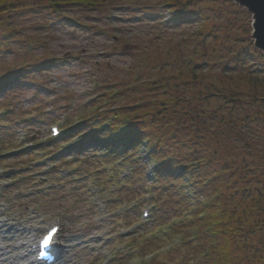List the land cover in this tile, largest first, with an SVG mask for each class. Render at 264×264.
<instances>
[{
  "label": "rangeland",
  "instance_id": "374dc122",
  "mask_svg": "<svg viewBox=\"0 0 264 264\" xmlns=\"http://www.w3.org/2000/svg\"><path fill=\"white\" fill-rule=\"evenodd\" d=\"M99 1L103 2L99 7L63 5L62 10L67 16L66 19L62 13L59 15L44 9L41 13L36 12L13 19L11 26H8L10 30H15V34L11 39H7V50L1 49L0 75L22 67L25 70H32V73L25 75V83L13 85L16 86L15 88L11 86L0 96V109H3L1 106L9 105L18 120L14 122L17 133L0 139V151L8 152L13 147H20L32 141L46 146L50 135L49 127L54 122L65 120L75 122L91 115L97 109L129 103V98L133 96L126 88L141 77L131 74L128 70L133 67L134 62L142 59L138 58V54L143 48L150 47L152 52L159 49L156 56L171 60V57L165 54L168 51L167 41L173 39V42L181 43L185 48L189 46L188 44L191 48L196 45V42L190 40L186 45L179 40L187 37L183 35L186 30L187 32L195 30L200 22L191 21L181 27L167 28L160 23L161 19H149L147 16L149 10L146 7H153L154 3H162L163 0H140L143 3H140L138 9L133 8H136L133 5L136 3L135 0L119 2L123 3L124 7L111 5L119 0ZM196 3L204 6L207 11L208 29L219 35L218 39L209 45V49H205L206 52H211L212 62L221 63L230 57L238 56V51L244 48L256 49L251 39L252 14L245 12L230 0H197L195 5ZM41 4L46 3L40 0L36 3L31 1L24 6V11L30 5L34 7ZM156 10L159 11V8ZM108 15L111 16L110 19L107 18ZM68 16L83 25L67 23V21L66 24L62 23L61 20H67ZM132 20L138 22L134 23ZM1 42H4V39L0 37V44ZM185 48L179 51L172 47L170 53L172 56L178 55L179 52L185 55L188 52ZM33 58H36V62ZM247 61L249 66L260 65L262 72L244 75L238 74L237 71L233 76L224 77L221 67H218L207 71L206 77L209 83L216 81L217 84L241 92V98L245 101L244 112L255 115L251 124L255 136L249 140L248 149L242 150L245 154L249 152L248 163L251 164L254 174L251 176L249 174L247 179L243 171L241 174L239 172L237 178L240 183L234 181V189L230 191L231 195H234L232 198L223 199V207L234 209L236 212L230 224L244 228L241 234H232L229 237L230 242L232 241L229 251L230 264H258L255 258L264 256V116H257L258 113L264 114V104L251 103L250 98L264 91V84L256 85L253 81L257 79L261 83L263 80L264 83V56L259 62L252 56ZM48 62L50 65L45 69L38 70L40 63L45 66ZM29 66L32 68L29 69ZM257 76L260 78H256ZM33 81L38 85L29 84ZM199 87L203 85H198L197 88ZM161 92L145 90L144 93L147 98L158 93L160 96L156 94L154 101L166 100L171 96L169 94L163 97ZM174 92H178L177 89H171V93ZM138 97L139 95L136 96ZM215 101L218 106L219 101ZM7 110L10 111V108ZM30 118H39L41 121L24 122L33 120ZM10 120V113L0 114V123ZM44 149L47 153L39 156L40 159L38 156H31L25 161L22 154L0 159V216L8 222V226L15 227V230L7 236L8 240L1 243L7 246L9 256L17 257L19 254H25L26 247H22L19 251H14L13 248L20 241L27 243L33 237L34 241L51 223L60 222L63 230L59 237V245L67 246L64 255L65 264H121V261H113L116 255L112 254L122 247L125 248L123 252H126V264L137 262V257L140 256L136 254L138 249L140 250L141 243L137 247L132 236H127L123 240L115 236V233L119 230H127L126 227L131 224L115 219L117 215L112 217L113 214H124L125 209L121 202L110 201V198H118L116 192H112L118 190L122 184H117L119 178L113 176L116 173L107 171L99 174L94 167L82 168L81 162H71L67 167L70 173H73V177L77 174L80 176H76L75 179L67 178L64 181L62 179L68 174L62 171L66 168L64 160L57 163L54 168L52 162L46 160L53 151L52 146ZM37 160L43 163L31 166L30 171H23L25 177L19 179V182L16 180L13 183L11 179H6L11 185L9 188H3L2 180L9 178L2 172L5 170L3 168L10 171L18 168V162L24 161L26 165H31ZM127 171L128 169H125L123 173L126 174ZM19 174L23 175L21 172L16 175ZM117 174H120V171ZM251 177L255 182L250 183L255 188L253 195L242 198L240 193L235 194L239 191V185L243 189L249 188L247 180L250 182ZM145 200L141 198V205L148 204ZM255 224L258 227L253 231L250 230ZM246 228L249 231H246ZM14 232L17 238H20L19 241L9 238ZM238 241L243 246H239L241 243ZM248 244L254 245V248L247 246ZM184 252L186 251L179 252L181 258H178V253L175 252L169 260L161 257L160 261L181 264L184 260ZM131 256L134 259L129 261ZM15 259L18 264L27 263L19 258ZM196 261L202 263L204 259L200 255ZM0 264L7 263L0 261ZM261 264H264V258Z\"/></svg>",
  "mask_w": 264,
  "mask_h": 264
},
{
  "label": "trees",
  "instance_id": "16d2710c",
  "mask_svg": "<svg viewBox=\"0 0 264 264\" xmlns=\"http://www.w3.org/2000/svg\"><path fill=\"white\" fill-rule=\"evenodd\" d=\"M31 1L36 3L39 0H0V37L4 39L0 44V54L1 49H4L2 46L7 44V39H11L15 34V30L8 28L13 19L41 13L44 9L60 11L63 5L89 8L99 7L103 3L99 0H40L46 4L34 7L30 5L24 11V6ZM121 1L111 5L120 4ZM195 1L197 0H168L171 7H177L170 17V23L173 25L178 26L196 19L203 20L198 31L193 33L190 39V42H196L192 48L189 47L190 44L185 48L168 37L171 40L167 41V47H175L179 51L185 48L191 54L185 57L179 52L178 55L172 56L167 51L165 54L171 57L169 60L156 56L159 49L154 52L144 50L152 72L143 75L136 64L129 70L131 74L141 73V87H152L157 92L163 89L165 97L171 95L168 99L150 102L149 107L154 109L152 112L145 109L146 106L131 105L121 108L120 112L113 111L112 120H108L103 112L84 118L64 131L59 140L51 143L58 144L80 135V140L71 153L80 155L88 150L90 154L87 159L92 162L97 160L98 163L99 157L106 162H112L120 156H131L146 144L147 154L156 165L155 180L159 183L158 188H161V183L164 185L161 188L162 193L166 195L167 191L171 190L178 194L185 204H196L195 212L190 215L189 225L178 228L181 235L179 245L188 246L195 256L201 255L205 258L206 261L202 264H230L229 251L232 241L230 242L229 237L232 234H241L244 228L230 224L236 212L234 209H225L223 199L232 198L234 195H231L230 191L234 189V181L240 183L237 178L239 172L241 174L243 171L247 179L249 174H254L251 164L248 163L249 152L245 154L242 150L248 149L249 140L255 136L251 127L255 115L244 112L245 101L241 98V92L217 84L216 81L209 83L206 77L207 71L218 67H221L224 77L233 76L237 71L238 74L244 75L258 74L262 72L260 65L249 66L247 59L252 56L259 62L263 55L250 47L251 49L239 50L238 56L230 57L221 63L212 62L211 52H206L205 49H209V45L215 42L219 35L208 29L207 11L204 6L197 3L195 5ZM182 43L186 45L187 42L182 40ZM33 60L36 62V58ZM46 67L40 63L37 68ZM30 72L31 70L22 67L2 74L0 92L12 85L25 83L24 76ZM253 81L256 85L264 84L263 80L261 83L257 79ZM198 85L203 87L197 88ZM171 89H177L178 92L173 95ZM257 94L259 95L250 96L251 103L264 104V91ZM215 100L219 101L218 106ZM257 116L263 117L264 114L258 113ZM59 158L60 156H56L54 160ZM252 177L250 182L247 180L249 188L243 189L239 185V191L235 194L240 193L242 198L253 195L255 191L250 183L255 182ZM257 227L255 224L250 230L253 231ZM187 228L188 237L185 236ZM245 230L249 231L248 228ZM174 232L177 234L175 228ZM147 245L150 250L153 242H147ZM241 245L243 246L242 243L239 246ZM247 246L254 248L252 244ZM263 258L264 256L256 257L255 260L261 264Z\"/></svg>",
  "mask_w": 264,
  "mask_h": 264
},
{
  "label": "water",
  "instance_id": "95a60500",
  "mask_svg": "<svg viewBox=\"0 0 264 264\" xmlns=\"http://www.w3.org/2000/svg\"><path fill=\"white\" fill-rule=\"evenodd\" d=\"M253 15V34L255 46L264 53V0H232Z\"/></svg>",
  "mask_w": 264,
  "mask_h": 264
},
{
  "label": "bare ground",
  "instance_id": "6f19581e",
  "mask_svg": "<svg viewBox=\"0 0 264 264\" xmlns=\"http://www.w3.org/2000/svg\"><path fill=\"white\" fill-rule=\"evenodd\" d=\"M8 227V225L6 224V222L4 223H0V239H3V236L5 234H8L11 233V229H8L7 231H3V229H6ZM12 239L11 240H16V241H19L20 238H17V234L13 233L12 235ZM27 257V255L25 256V258ZM8 260H10L8 258V256H5V254H3L2 256H0V261H4L6 262L7 264H15V261H11L9 262ZM34 262L30 261L28 264H33Z\"/></svg>",
  "mask_w": 264,
  "mask_h": 264
},
{
  "label": "snow or ice",
  "instance_id": "6c2138e0",
  "mask_svg": "<svg viewBox=\"0 0 264 264\" xmlns=\"http://www.w3.org/2000/svg\"><path fill=\"white\" fill-rule=\"evenodd\" d=\"M54 234V233H53ZM51 236H49L48 238H46V240H45V244L47 245V244H49L50 242H51Z\"/></svg>",
  "mask_w": 264,
  "mask_h": 264
}]
</instances>
